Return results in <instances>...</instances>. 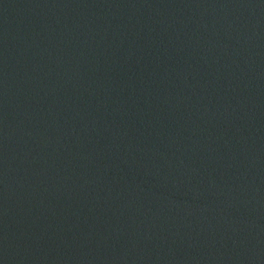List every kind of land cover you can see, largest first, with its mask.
I'll return each instance as SVG.
<instances>
[{"label": "water", "instance_id": "1", "mask_svg": "<svg viewBox=\"0 0 264 264\" xmlns=\"http://www.w3.org/2000/svg\"><path fill=\"white\" fill-rule=\"evenodd\" d=\"M0 264H264V0H0Z\"/></svg>", "mask_w": 264, "mask_h": 264}]
</instances>
